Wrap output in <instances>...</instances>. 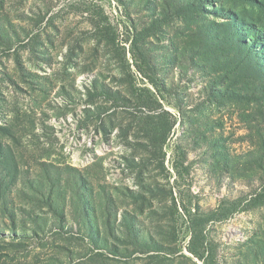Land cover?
<instances>
[{
  "label": "rangeland",
  "instance_id": "1",
  "mask_svg": "<svg viewBox=\"0 0 264 264\" xmlns=\"http://www.w3.org/2000/svg\"><path fill=\"white\" fill-rule=\"evenodd\" d=\"M0 264H264V0H0Z\"/></svg>",
  "mask_w": 264,
  "mask_h": 264
}]
</instances>
